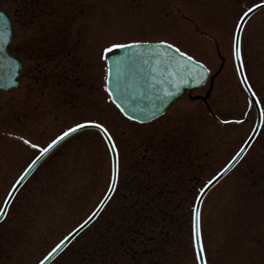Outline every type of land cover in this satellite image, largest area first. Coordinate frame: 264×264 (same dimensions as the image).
<instances>
[{
	"label": "flooded vegetation",
	"instance_id": "obj_1",
	"mask_svg": "<svg viewBox=\"0 0 264 264\" xmlns=\"http://www.w3.org/2000/svg\"><path fill=\"white\" fill-rule=\"evenodd\" d=\"M249 1L123 0L130 2L139 16L158 27L164 33L163 40L187 53L205 45L193 40L185 24H196L198 32L203 31L198 24L222 27L233 24L240 7ZM9 2V15L14 23L9 50L21 58L22 69L18 87L0 92V100L4 99L0 109L6 107L0 114V176L8 175L4 176L5 183H0L5 187L0 195V207L7 190L40 153L31 144L43 148L68 126L80 122L95 121L107 127L110 104L108 89L104 87L109 73L110 53L104 51L110 46L109 0ZM203 36L213 40L212 35ZM198 91H186L160 117L147 123H134L138 133L124 135L118 144V174L113 193L95 220L80 232L86 236L84 244L77 245L75 238L49 264H61L62 255L72 253L75 256L69 257L68 264H77L80 251L86 252L84 264H95L94 252L103 251L107 246L111 218L123 220L131 208L138 225L139 242H142L146 241L145 237L152 241L156 222L172 212L171 206L195 202L202 186L233 154V150L228 151L224 161L219 153L209 158L208 137L219 134L207 129L202 116L206 114L204 93ZM250 110H246L243 117L246 120L241 123L248 124ZM164 118L165 127L159 123ZM210 119L219 127L238 126L236 117ZM58 123L68 126L53 128ZM78 135L69 136L49 151L16 190L0 222V226L6 221L12 224L3 237L6 243L0 244V264H13V258L17 257L14 244L8 242L15 234L27 236L24 251L33 247L36 251L42 250L38 255L33 253L27 263L35 264L102 198L110 179L109 152L106 147L102 148L101 154H97L102 158L97 163L91 155L87 156L86 165L78 169L77 150L66 151L70 142L63 148ZM246 170L245 176L252 179L256 168ZM81 172H85L89 203L80 215L76 212L71 216L67 210L77 201L69 193L76 187L71 174ZM228 174L233 175V169ZM95 188L97 193L92 196ZM115 198L120 200L119 210L109 213V205ZM205 201L204 198L202 204ZM168 217L173 219L171 215ZM34 238L36 243L31 245ZM15 263L20 260L16 259Z\"/></svg>",
	"mask_w": 264,
	"mask_h": 264
},
{
	"label": "rangeland",
	"instance_id": "obj_2",
	"mask_svg": "<svg viewBox=\"0 0 264 264\" xmlns=\"http://www.w3.org/2000/svg\"><path fill=\"white\" fill-rule=\"evenodd\" d=\"M0 7L5 10H11L9 0H0ZM107 24H109L110 45L132 40L150 41L163 36L156 28L150 26L148 21H143L137 17L133 8H122L112 2L109 4ZM207 26L211 25L207 24ZM232 26L234 30L235 24H228L229 28ZM215 33H217L219 38L222 37L219 39L221 43L219 49L224 54L225 58L223 61L207 59L208 56L211 57L212 55L208 51V48L203 47L195 51L204 59H207L204 62L213 74L211 80L206 84V90L208 87H211V96L208 99L206 114L202 116H205L207 129L209 128L211 132L218 133L220 138L218 135L208 137L207 149L210 150L209 158H215V155L219 153L220 159L224 161L228 151L230 153L234 150L246 134L250 120L247 125L219 127L210 119L211 115L208 110L221 117H240L245 108V99L238 90L239 86L236 85L235 69L230 55V38H224L225 33L222 36L219 32ZM242 48L245 57L243 61L245 68L248 69L251 81L261 95V100L264 103V9L250 18L245 25ZM194 92L198 93L199 91ZM2 101L4 99L0 100V104ZM5 108L3 106L0 109V114L4 112ZM197 115L198 112L196 110L195 116ZM165 121L166 119L164 118L159 123L165 127L167 123ZM106 122L114 140L118 144L121 143L124 135L135 136L138 133L137 127L133 123L125 121L111 104L109 106V117ZM66 126L68 124L58 123L53 128H64ZM95 134V132L90 131L83 132L74 137L73 140L66 142L67 144L63 146L65 148L70 142L73 148L67 146L66 151L75 152L77 150L78 157H76V160L79 164L78 169L81 166L82 170V166L86 165L85 158L89 155L96 160V163L102 158V156L99 157L97 154H101V149L104 148V145L100 137ZM263 155L264 123L259 137L255 140L254 146L247 157L240 163L237 173L233 175L229 174L207 195L200 215L201 234L207 264H264ZM252 166L256 168V172L252 174L254 183L252 188H250L243 184L246 178L242 175L246 173V169ZM211 172H208V175ZM71 175V179L76 180V187H72L69 193L72 197L77 198L75 204L76 210L73 209L75 206H71L67 210V213L72 216L76 212L77 215H80L86 209L89 203V188L85 186V172H81V174L73 173ZM4 176L8 177V175L2 173L0 183H5L6 178ZM237 182L239 185H236ZM4 183L0 185V195L5 190V187H3ZM254 186L259 188H254ZM62 190L64 191V189ZM95 193H97V188H95L92 196ZM119 205V198H115L109 205V213H116L119 210ZM171 207V215L173 214L174 220H169V222L167 220L165 228L162 224H158V232L162 234L165 229L172 232L167 235L162 234L164 235L162 242L163 249L160 254H156V257L162 258L167 256V264H196L190 231L192 205L182 204L181 206L175 205ZM11 226L12 224L8 221L0 226V244L4 245L6 243L3 237L5 233H8ZM85 238L86 236H81L78 239L77 245ZM26 240V235L25 237H18L17 234L12 235L8 239L9 243L12 242L14 244L13 251L17 256L13 258V264H16V259L20 260V263L17 264H27L32 259L31 255L33 253L38 255L42 251H36L35 247L30 251H24L23 246ZM35 240L36 238L30 244L32 245ZM104 248L106 249L107 247ZM109 252L110 249H108ZM71 255L75 256L74 253ZM71 255H62L61 264H68ZM77 264H79L78 261ZM103 264H107V261H104Z\"/></svg>",
	"mask_w": 264,
	"mask_h": 264
},
{
	"label": "water",
	"instance_id": "obj_3",
	"mask_svg": "<svg viewBox=\"0 0 264 264\" xmlns=\"http://www.w3.org/2000/svg\"><path fill=\"white\" fill-rule=\"evenodd\" d=\"M262 6H264V3L257 4L251 8V11L248 10L243 15V17L241 18V20H240V22L236 28L235 37L237 35H240V30L243 26V22L245 21V19L253 11L257 10L258 8H260ZM235 37H234V39H235ZM9 39H10L9 20L6 17V15L0 10V89H3V90H7V89L17 85V83H18L17 77H18L19 68H20V62L17 59H15L14 57H12L6 49L7 44L9 42ZM144 46L145 45L142 44L140 47H144ZM137 49L138 48L135 46L128 47V48H122V49H120V51L118 53L111 56V62H110V70H111L110 71V90H111V95L113 97L112 100L116 103V105H119L120 110H121V108H123L125 111H127L128 112L127 116H129L131 118L132 117L140 118V116L138 114V111L140 109L134 108V107H125L124 106V104H125L124 100L132 99V101H135L134 90H135V69H136V66H135V62H134L135 59H133V60H131V62H129V56L131 55L132 51L137 52ZM114 58H120L121 59L122 74L119 78L117 76V72H116L117 64H116V60ZM182 60L184 61L185 57ZM186 63L188 64V67H187L188 73L183 76V78L187 81V83H184V86L191 88V87L198 85L197 83H195L193 81H194V79H199V76H197L196 73H198L200 71V69L197 67L196 61L190 60V61H186ZM235 64H236L238 76L240 78V81H241L243 87L249 93L250 97H253L252 93H251V91H250V89L247 86V83L245 81L240 60L238 61L235 59ZM238 69H240V70L238 71ZM169 71L172 73H178V75L176 76L177 79H179V74L183 75L182 68L179 66H172L169 68ZM206 77H207V73L205 74L204 79L200 83H203V81L205 80ZM118 79H119V83H118ZM124 86H125V88H124ZM143 91H144V89H143ZM126 94L129 95L131 98L125 99L124 96ZM163 107L164 106L151 107V108H141L142 111H147V113H148L145 116H141V118L145 119V120L150 119L152 116H155L156 114H158L163 109ZM259 124H260V114H257V119L255 122L254 129L252 130V132H251L250 136L248 137V139L246 140L245 144L242 146V148L239 150V152L234 156L235 159L233 158L228 163V165L214 177L215 179L211 180L212 181L211 184L207 183L208 186L205 188L204 192H201L200 197H202L207 192V190L239 159V157L244 152V150L247 147V145L249 144V142L253 139V137H254L257 129H258ZM110 148H111V145H110ZM111 153H112V157L114 160V158H115L114 152L111 151ZM196 205H198V204H196ZM91 218H92V216H90L87 220H85V222L82 223V226L85 225L86 223H88V221ZM82 226L75 229V231L70 236H68L66 240L64 239L63 245H61V247L48 260H46L44 262V264H46L65 245V243L70 239V237H72Z\"/></svg>",
	"mask_w": 264,
	"mask_h": 264
},
{
	"label": "snow or ice",
	"instance_id": "obj_4",
	"mask_svg": "<svg viewBox=\"0 0 264 264\" xmlns=\"http://www.w3.org/2000/svg\"><path fill=\"white\" fill-rule=\"evenodd\" d=\"M255 6V5H254ZM249 11H251V9H249ZM148 45V41H139V40H132L130 41L128 44H111L108 48H106L104 51L106 53H111V51L113 49H122V48H128V47H137L139 48L141 45ZM167 42L166 41H158L155 46H154V50L150 49L151 51H154L155 53V58H156V63L157 65H159L161 63V58H163L162 62L169 67L172 66H179L181 68H185L186 65L181 64L179 61H175L174 58L169 57L167 52L164 51L163 46L166 45ZM169 47L175 49L176 51H179V49H176L175 45H169ZM233 54L235 56L236 60H241V52H240V38L239 35H237L234 39V43H233ZM144 53L143 52H134L129 56V62H131V60L136 59V58H140L143 57ZM185 57L186 61H190L192 60V57L188 56L186 53L182 54ZM105 59H107V57H104ZM116 60V64H117V68H116V72H117V76L118 78L121 76L122 74V67H121V59L120 58H114ZM144 63H148L147 60L143 61ZM197 67L200 69V71L198 73H196L197 76H199V79H194L193 82L199 84L203 79L205 74L209 71L206 67H204L203 65L199 64V62H197ZM240 69H238L239 71ZM111 71V70H109ZM151 71L153 73H155L157 71L156 67H153L151 69ZM178 75V73H169V78H173L176 77ZM105 80H108V76H105ZM153 81H156V77L155 75H153L152 77ZM168 82V78H165L164 80H159L158 83L159 84H164ZM179 82L180 83H187V81L183 78L182 74H179ZM118 83H119V79H118ZM104 87L106 89L109 88L108 83H105ZM149 88H152L153 85L149 84L148 85ZM172 95L171 92H166L165 96L163 99H167L168 96ZM110 100L113 99L112 95H111V90L109 89V97ZM163 102V100L161 101ZM117 107H119V105H117ZM121 111L124 112V115L127 116L128 112L125 111L123 108H121ZM133 119L135 117H132ZM89 123H93L96 124L95 121H91ZM83 125L81 124H77L72 128L67 129V131L62 132L59 136H57L55 139H53L50 143L47 144L46 147H41L38 144H31L30 146L39 150L40 152V156L42 157L43 155H45L46 153H48L54 146L57 145V143L63 138L68 136L70 133L76 131L77 129L81 128ZM96 126L103 132V134L105 136H108L109 141H111V136L108 134V130L107 128H105V126L103 124H96ZM30 143V142H28ZM111 151L115 152L116 150V145L114 142L111 143ZM40 157H37L36 160H33L32 163H30L28 165V168H26L24 171L25 173H27L37 162V160H39ZM235 159V157H234ZM117 172H118V164H115L113 167V173H112V185L113 186L115 184L116 181V177H117ZM215 179V178H213ZM212 181H209L208 184H211ZM208 184H206L204 186V188H201L199 191L200 192H204L205 188L208 186ZM15 187V185L13 186ZM9 195H11V193H9ZM197 199H199V197H197ZM8 201H5V206L4 207H0V219L3 218V214L6 212V206H7ZM192 236H193V242H194V246H195V258L198 262V264H206V260L204 257V245H203V240H202V235H201V229H200V211H199V207L198 205H193V216H192ZM67 239V237H65V240ZM64 240H61L59 244H57L52 250L51 252H49L44 258L43 260L40 261V264H44V262L46 260H48L60 247L61 245H63Z\"/></svg>",
	"mask_w": 264,
	"mask_h": 264
}]
</instances>
